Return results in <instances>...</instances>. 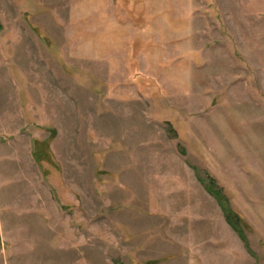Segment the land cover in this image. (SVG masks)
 Returning a JSON list of instances; mask_svg holds the SVG:
<instances>
[{"label": "rangeland", "instance_id": "1", "mask_svg": "<svg viewBox=\"0 0 264 264\" xmlns=\"http://www.w3.org/2000/svg\"><path fill=\"white\" fill-rule=\"evenodd\" d=\"M0 264H264V0H0Z\"/></svg>", "mask_w": 264, "mask_h": 264}, {"label": "trees", "instance_id": "2", "mask_svg": "<svg viewBox=\"0 0 264 264\" xmlns=\"http://www.w3.org/2000/svg\"><path fill=\"white\" fill-rule=\"evenodd\" d=\"M211 189V188H210ZM212 194H214L215 196H216V198L219 200V202H220V204L222 205V208L224 209V210H226L225 211V213H226V215L228 216V220H230V224H232L235 228H236V226L234 225V223L232 222V219H231V217H230V213L228 212V209L224 206V203L222 202V197L220 196V195H218L217 193H215V192H213L212 191Z\"/></svg>", "mask_w": 264, "mask_h": 264}]
</instances>
